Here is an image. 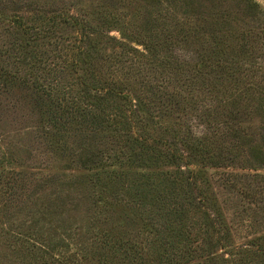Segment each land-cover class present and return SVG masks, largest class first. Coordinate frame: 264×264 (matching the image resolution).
Instances as JSON below:
<instances>
[{
	"label": "trees",
	"instance_id": "1",
	"mask_svg": "<svg viewBox=\"0 0 264 264\" xmlns=\"http://www.w3.org/2000/svg\"><path fill=\"white\" fill-rule=\"evenodd\" d=\"M88 2L0 0V264H264V5Z\"/></svg>",
	"mask_w": 264,
	"mask_h": 264
},
{
	"label": "rangeland",
	"instance_id": "2",
	"mask_svg": "<svg viewBox=\"0 0 264 264\" xmlns=\"http://www.w3.org/2000/svg\"><path fill=\"white\" fill-rule=\"evenodd\" d=\"M69 1V3H72L74 6L71 8L73 9V12L78 11V9L84 8V7H89V3L88 0H83L82 2H79V0H66ZM261 4L264 5V0H258ZM76 2V3H74ZM19 14L22 15H33V12L27 11L25 9H22L20 11H18ZM112 36L120 38L121 35L119 32L117 31H113L112 32ZM125 41L128 42H133L132 44L141 49L142 46L140 44L135 43V39L132 38H128L125 39ZM230 53H233L232 51H230ZM19 96L17 99H10L6 105V109L3 110L4 112V122L3 124L6 126L7 129H18L22 126L25 125V123L23 122V117L25 116H31L32 112H33V105L31 102H29L28 99L26 98H22V96L24 95H17ZM36 113V111H35ZM4 126V127H5ZM232 172H236V173H240L238 174L237 177V186L236 188H234L235 191H230V189H227L226 187V183H227V179L231 178V174L229 175V173ZM208 173L211 174V176H213V181L215 184V188L217 189V192L220 196V200L222 201V203L224 204L225 207H230L229 209V215H233L234 211L232 209L235 208V206H240L242 208V206H246L247 205V201L250 199H258L259 195L261 194V192L264 191V184H260V181L258 178L255 177H250L248 175H242L243 172L240 170H234V169H224L221 171H212V170H208ZM262 173H264V171H262ZM233 178V177H232ZM256 179V180H255ZM242 211V215L240 216V218H238L239 220H244L245 223H247L246 225L250 224V221L253 220V216L252 214L248 215L247 213H245L243 210ZM237 219L236 217H234V220ZM238 227L237 229H240L241 226H236ZM259 232L264 231V225L257 227ZM246 228L243 227L242 230H239L237 233V237L238 239H236V241L238 243L242 242V239L239 237H242L243 235H245L246 233Z\"/></svg>",
	"mask_w": 264,
	"mask_h": 264
}]
</instances>
